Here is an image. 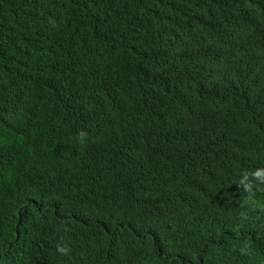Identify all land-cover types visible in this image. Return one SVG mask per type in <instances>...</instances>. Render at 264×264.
I'll return each instance as SVG.
<instances>
[{
  "label": "trees",
  "instance_id": "1",
  "mask_svg": "<svg viewBox=\"0 0 264 264\" xmlns=\"http://www.w3.org/2000/svg\"><path fill=\"white\" fill-rule=\"evenodd\" d=\"M260 167L264 0H0V264H264Z\"/></svg>",
  "mask_w": 264,
  "mask_h": 264
},
{
  "label": "clouds",
  "instance_id": "2",
  "mask_svg": "<svg viewBox=\"0 0 264 264\" xmlns=\"http://www.w3.org/2000/svg\"><path fill=\"white\" fill-rule=\"evenodd\" d=\"M77 139L80 143H85L87 140V133L81 131ZM237 185L242 188L243 192L246 194L244 199L245 205L252 209L264 211V203L256 199L257 193L264 192V167L256 168L251 171H243ZM249 247V245L245 244L244 247L240 249L241 253L243 255H249ZM57 250L62 254H66L68 251V249L60 245L57 246Z\"/></svg>",
  "mask_w": 264,
  "mask_h": 264
}]
</instances>
